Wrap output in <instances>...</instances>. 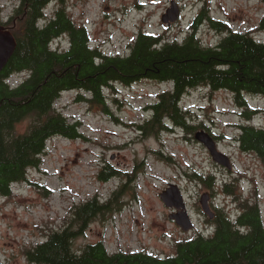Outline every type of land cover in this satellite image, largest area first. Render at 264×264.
Returning a JSON list of instances; mask_svg holds the SVG:
<instances>
[{"label":"rangeland","instance_id":"obj_1","mask_svg":"<svg viewBox=\"0 0 264 264\" xmlns=\"http://www.w3.org/2000/svg\"><path fill=\"white\" fill-rule=\"evenodd\" d=\"M18 1L0 0L1 21L7 22ZM172 1L179 4L180 13L170 25L164 24L161 16L171 0H66L65 5L74 22L87 27L91 45L110 54H126L128 44L140 30L180 42L203 5L211 18L264 40V31L257 29L264 15L262 0ZM56 7V3L48 5L47 15ZM222 33L207 20L196 29L199 39L207 45H215ZM54 42L53 45L62 44ZM19 79L14 76L10 82ZM114 86L115 91L104 90L110 101L112 94L119 101L109 107L112 116L99 106L77 99V91L61 93L56 106L69 121L78 122L82 136L74 140L50 138L41 165L29 170L27 181L14 184L9 196H0V263L32 264L25 254L29 246L60 228L76 204L92 196L105 199L122 182L129 186L119 195L121 208L93 220L86 233L75 240V246L102 240L109 251L146 250L160 257L170 255L178 240L205 232L210 226L199 202L205 194L210 196L212 210L224 208L230 215L239 208L238 196L256 202L264 224V159L237 145L239 125L245 118L229 91L197 87L183 95L180 105L191 112L194 124H206V131L217 136V147L229 156L231 170L213 162L207 149L194 139L195 132L201 129L190 134L172 127L143 135L135 126L149 117L147 104L168 84L142 80ZM247 100L253 110L264 106L261 97L248 96ZM255 115L261 114L256 112L250 122L256 120ZM27 123L24 120L17 128L24 131ZM107 165L119 173L107 181L100 180L98 174ZM194 170L213 173L221 184L228 181L233 184L234 194L221 189L212 193L191 177ZM169 183L180 189L193 221L194 229L188 233L168 218L172 210L159 197Z\"/></svg>","mask_w":264,"mask_h":264},{"label":"trees","instance_id":"obj_2","mask_svg":"<svg viewBox=\"0 0 264 264\" xmlns=\"http://www.w3.org/2000/svg\"><path fill=\"white\" fill-rule=\"evenodd\" d=\"M65 2L19 0L7 22L0 19L16 40L14 52L0 72V196H9L14 184L27 181L29 170L41 165L50 138L74 140L82 136L78 122L69 121L56 106L61 93L77 91V99L112 116L109 107L119 101L114 94L110 101L104 90L114 89L116 83L132 85L147 80L169 85L147 104L149 117L135 124L143 135L172 127L190 134L208 130L206 124L190 120L191 112L180 105L183 95L197 87L229 91L245 118L239 125L237 145L264 159V106L253 110L247 100L248 96L264 99V40L211 18L203 5L180 42L140 30L126 54H110L91 45L87 27L74 22ZM51 3L57 7L47 15ZM206 20L223 32L215 45L204 44L196 34L197 26ZM257 29L264 31V15ZM54 41L62 44L53 45ZM14 76L20 77L16 83L10 82ZM256 112L260 117L255 115L256 120L250 122ZM24 120H28L27 126L20 131L17 125ZM117 173L107 165L98 177L107 181ZM191 177L212 193L221 189L234 194L233 184L225 180L221 184L213 173L194 170ZM126 186L127 182H122L105 199L92 196L76 204L60 228L47 232L42 241L26 249L27 260L32 264H264V224L259 206L239 196L235 215L214 207V217L206 219L210 226L205 232L178 240L170 255L160 257L146 250L109 251L102 240L75 246L93 220L121 208L119 195Z\"/></svg>","mask_w":264,"mask_h":264},{"label":"water","instance_id":"obj_3","mask_svg":"<svg viewBox=\"0 0 264 264\" xmlns=\"http://www.w3.org/2000/svg\"><path fill=\"white\" fill-rule=\"evenodd\" d=\"M179 13L180 9L178 4L175 1H171L170 6L162 14L161 21L164 24L170 25L177 21ZM15 47L16 40L13 34L0 24V72L7 64ZM194 139L207 149L213 162L226 167L227 170L232 169L229 156L218 149L215 139L207 131L203 129L196 131ZM159 197L164 205L172 210L168 214V218L173 220L184 233H188L194 229V224L187 212L183 195L176 184L169 183L168 186L159 193ZM199 202L202 212L207 215L208 218L212 219L214 217V212L208 205V195H202Z\"/></svg>","mask_w":264,"mask_h":264},{"label":"flooded vegetation","instance_id":"obj_4","mask_svg":"<svg viewBox=\"0 0 264 264\" xmlns=\"http://www.w3.org/2000/svg\"><path fill=\"white\" fill-rule=\"evenodd\" d=\"M172 1V0H171ZM179 5V4H178ZM210 133V132H209ZM210 196L208 195V205H209V207H210V209L212 210V206H211V203H210ZM213 212H214V210H212Z\"/></svg>","mask_w":264,"mask_h":264}]
</instances>
